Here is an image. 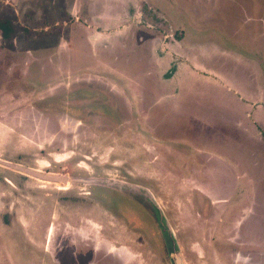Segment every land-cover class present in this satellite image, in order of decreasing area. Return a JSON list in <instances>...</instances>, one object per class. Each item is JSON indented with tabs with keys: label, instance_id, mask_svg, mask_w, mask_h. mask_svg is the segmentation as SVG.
Here are the masks:
<instances>
[{
	"label": "rangeland",
	"instance_id": "1",
	"mask_svg": "<svg viewBox=\"0 0 264 264\" xmlns=\"http://www.w3.org/2000/svg\"><path fill=\"white\" fill-rule=\"evenodd\" d=\"M0 19V159L68 176L0 167V264H171L156 211L186 264H264V0Z\"/></svg>",
	"mask_w": 264,
	"mask_h": 264
},
{
	"label": "water",
	"instance_id": "2",
	"mask_svg": "<svg viewBox=\"0 0 264 264\" xmlns=\"http://www.w3.org/2000/svg\"><path fill=\"white\" fill-rule=\"evenodd\" d=\"M0 167L5 169H11L17 172H20L28 177H32L37 180L46 181V182H65L68 179L67 175H58V174H50V173H43L38 171L37 169H32L24 166L17 165L13 162L0 159ZM157 218L160 224V228L162 229L163 235L165 236V243L166 247L169 252L170 262L171 264H186L182 254L180 252L178 243L175 239L174 233L170 228L166 218L162 215L159 211Z\"/></svg>",
	"mask_w": 264,
	"mask_h": 264
},
{
	"label": "trees",
	"instance_id": "3",
	"mask_svg": "<svg viewBox=\"0 0 264 264\" xmlns=\"http://www.w3.org/2000/svg\"><path fill=\"white\" fill-rule=\"evenodd\" d=\"M13 25L10 20L8 19H0V30L2 31L3 38L11 37L13 33Z\"/></svg>",
	"mask_w": 264,
	"mask_h": 264
},
{
	"label": "crops",
	"instance_id": "4",
	"mask_svg": "<svg viewBox=\"0 0 264 264\" xmlns=\"http://www.w3.org/2000/svg\"><path fill=\"white\" fill-rule=\"evenodd\" d=\"M112 1V0H111ZM106 18V17H105ZM118 18H121V19H128L129 21H130V19H131V17H128V16H126V15H118ZM107 19V18H106ZM106 19H104V20H106ZM108 20H110V21H108V22H111V20H112V18L111 19H108ZM131 21H134V20H131ZM102 22V21H101ZM101 22H99L100 24H101ZM104 22V21H103ZM124 24H126V23H128V21H126V22H123Z\"/></svg>",
	"mask_w": 264,
	"mask_h": 264
},
{
	"label": "flooded vegetation",
	"instance_id": "5",
	"mask_svg": "<svg viewBox=\"0 0 264 264\" xmlns=\"http://www.w3.org/2000/svg\"><path fill=\"white\" fill-rule=\"evenodd\" d=\"M148 197V196H147ZM141 200V199H140ZM142 202H144L143 200H142ZM148 204V203H147ZM148 205H150V204H148ZM95 249V248H94Z\"/></svg>",
	"mask_w": 264,
	"mask_h": 264
}]
</instances>
